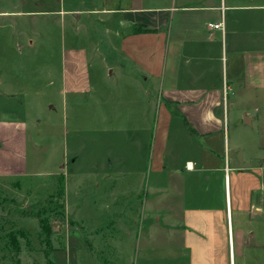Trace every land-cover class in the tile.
Instances as JSON below:
<instances>
[{
  "label": "rangeland",
  "instance_id": "374dc122",
  "mask_svg": "<svg viewBox=\"0 0 264 264\" xmlns=\"http://www.w3.org/2000/svg\"><path fill=\"white\" fill-rule=\"evenodd\" d=\"M130 1L107 0L105 7ZM102 6L103 0H0V121L8 120L0 122V172L8 175L0 178V264H188L179 255L175 212L189 197L199 204L204 190L223 193L222 177L185 183L184 163L200 158L199 142L164 106L160 79L136 75L139 87L113 68L120 16L99 14ZM69 52L85 55L83 92L63 90ZM224 61L227 70L217 78L229 85L224 95L220 90L226 158L230 168L264 181V85L246 88L241 58ZM222 133L216 143L199 140L219 153L218 166ZM144 154L153 166L163 155L164 178L133 171Z\"/></svg>",
  "mask_w": 264,
  "mask_h": 264
},
{
  "label": "crops",
  "instance_id": "0c3cea01",
  "mask_svg": "<svg viewBox=\"0 0 264 264\" xmlns=\"http://www.w3.org/2000/svg\"><path fill=\"white\" fill-rule=\"evenodd\" d=\"M106 1L103 0L98 13L120 16L116 29L120 39L113 68L118 66L120 74L139 87L136 75L144 82L160 79L164 106L175 109L171 113L182 120L185 136L199 142L200 158L187 159L184 163L185 183L193 176L208 174L203 184L209 185L213 180L220 182L222 177V194L204 190V197L198 198L199 204L195 197H189L178 206L174 217L178 226L174 228L180 257L188 258V264H264V181L258 179L260 175L252 176L229 166L228 131L223 124L225 101L220 95V90L224 95L229 85L224 77L220 82L217 78L219 72L224 76L227 70L224 60L229 55L232 60L241 58L244 62L246 88L264 85V4L238 6L232 0H164L158 6L153 5L157 0H152L149 7H138L137 0H131L126 6L119 3L117 7L107 8ZM218 23L222 24L221 30L207 28V24ZM133 26L152 31L135 34ZM69 55L64 59L63 90L83 92L81 80L87 76L81 73L80 64L85 55L79 52ZM124 64L130 69H122ZM107 69L112 75L109 66ZM1 96L9 97L5 92ZM9 122L16 124L13 120ZM1 129L4 131V127ZM9 130L10 137H14L15 131ZM221 132L224 156L223 165L218 166L219 153L202 147L199 140L207 138L215 142ZM144 155L147 158L144 156L141 165L132 166L133 171L141 176L149 172L164 178L163 155L154 166L149 164V154ZM7 176L0 172V178ZM166 195L167 192L163 193ZM238 231L241 246L236 252L234 235ZM45 258L47 261L48 257ZM47 264L51 263L47 261Z\"/></svg>",
  "mask_w": 264,
  "mask_h": 264
},
{
  "label": "trees",
  "instance_id": "16d2710c",
  "mask_svg": "<svg viewBox=\"0 0 264 264\" xmlns=\"http://www.w3.org/2000/svg\"><path fill=\"white\" fill-rule=\"evenodd\" d=\"M151 31L152 30L146 29V28H144L142 26H133L132 27V32L135 33V34L145 33V32H151ZM43 233H44V240L47 239L46 242H45V245L49 246L50 245V243H49L50 242V240H49L50 233L46 229L43 231ZM20 238H23V235ZM16 251L17 252L19 251L18 245H17ZM45 256L48 257V253L47 252L45 253Z\"/></svg>",
  "mask_w": 264,
  "mask_h": 264
},
{
  "label": "water",
  "instance_id": "95a60500",
  "mask_svg": "<svg viewBox=\"0 0 264 264\" xmlns=\"http://www.w3.org/2000/svg\"><path fill=\"white\" fill-rule=\"evenodd\" d=\"M244 123L246 125H250V120L249 119H244ZM234 245H235V248H236V252L239 250L240 246H241V239H240V236H239V231L237 233H235L234 235Z\"/></svg>",
  "mask_w": 264,
  "mask_h": 264
},
{
  "label": "built area",
  "instance_id": "2783aa9c",
  "mask_svg": "<svg viewBox=\"0 0 264 264\" xmlns=\"http://www.w3.org/2000/svg\"><path fill=\"white\" fill-rule=\"evenodd\" d=\"M207 28L209 29H214V30H221L222 29V24H207Z\"/></svg>",
  "mask_w": 264,
  "mask_h": 264
}]
</instances>
